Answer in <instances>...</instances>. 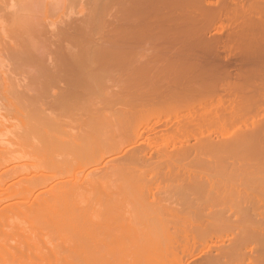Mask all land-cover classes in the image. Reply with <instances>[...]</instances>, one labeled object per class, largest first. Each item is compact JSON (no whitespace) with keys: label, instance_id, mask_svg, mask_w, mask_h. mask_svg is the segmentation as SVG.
Listing matches in <instances>:
<instances>
[{"label":"bare ground","instance_id":"1","mask_svg":"<svg viewBox=\"0 0 264 264\" xmlns=\"http://www.w3.org/2000/svg\"><path fill=\"white\" fill-rule=\"evenodd\" d=\"M116 2L120 6L113 15L114 39L123 43V49L120 46L110 52V75H122L114 94L138 99L110 100V111L114 113L124 103L123 112L114 124L119 133L108 143L101 142L86 152L81 150L78 135H73L74 148L69 144L71 149L64 147L66 151L73 150L69 152L72 161L61 164L63 169L57 162L53 165L59 166L54 168L56 172L50 163L51 167L43 164L50 168L46 167L47 172H55L46 175L41 164L40 169L38 166L35 169L37 175L34 171L35 176L23 178L31 187L28 192L42 188L36 191V196L0 195V203L13 201L0 212L7 206L28 205L35 213L30 218L39 224L37 230L49 237V245L53 244L51 235L60 237L54 236L60 240L58 246L57 243L44 248L37 246L39 239L33 230L25 240L32 246L25 249L21 245L18 249L0 246V256L11 257L10 264H192L200 257H204L202 261L193 263L212 264L210 251L222 246L199 242L196 237L199 225L196 227L190 221L191 215H180L174 209L179 206L178 200L161 193L164 189L161 183L172 176L182 183L180 190L186 193L183 200L186 195L191 197L185 200L188 205L204 204H195L197 209L245 204V209L236 213L242 219L233 223L227 220L226 207L213 212L226 225L254 226L241 228L234 238L239 240L235 247L245 246L244 239L256 234L264 242L261 227L264 218L261 214L256 216L253 210V216L249 215L248 209L264 205V0H112L113 4ZM140 44L160 49L138 50ZM61 58L64 63L49 69L47 78L54 83L51 88L57 93L48 90V95L61 99L58 104L61 111L69 113L77 109L84 120L87 116L83 115L86 112L83 105L88 101L84 95L90 96L86 90L94 81L81 83L84 73L73 53H64ZM192 155L200 162L196 163L198 171L188 173L185 165L178 164ZM153 157L158 158L154 163ZM112 163L128 170L134 164L145 166L141 173H135L130 185L146 207L162 209L155 214L170 225L163 233V241L139 233L135 227L111 230L107 232L110 236L103 230L98 234L97 228L88 225L87 218L92 214L79 222L82 214L68 210L70 206L62 196L97 185L102 169ZM41 168L45 174H41L44 173ZM148 171L154 174L150 179L145 177ZM63 201L68 204L66 210L64 205L56 214L45 213ZM108 214L113 217L115 213ZM211 219L209 213L206 222ZM216 231L219 228L208 231L210 240ZM103 236L107 238L104 240ZM260 246L264 247V243ZM24 253L26 258L18 261V256ZM255 260L264 264L261 254Z\"/></svg>","mask_w":264,"mask_h":264},{"label":"rangeland","instance_id":"2","mask_svg":"<svg viewBox=\"0 0 264 264\" xmlns=\"http://www.w3.org/2000/svg\"><path fill=\"white\" fill-rule=\"evenodd\" d=\"M119 6V2L113 4L112 0H0V195L36 196L38 194L36 191L40 192L42 188L28 192L31 187L28 188L29 185L23 178L35 176L38 165L48 164V167L52 165L53 169H58L59 166L53 167L56 162L59 165H66L63 163L72 161L69 154L73 150H66L74 148L76 140L72 138L73 135H78L77 140L81 150L88 152L101 145V142L108 143L111 137L119 133L114 124L119 113L123 112V103L138 99V97L114 94L115 85L122 81V75H110V62H112L110 52L114 51L113 48L123 49V43L119 39H114L116 33L113 15L116 14ZM137 49L152 52L160 48L150 44H140ZM64 53H73V57L78 61L80 71L84 73L83 78H85L81 83L94 81L90 89L86 90L91 93L90 96L84 95L88 100L83 105L86 111L83 115L87 116L84 120L80 119L77 109L69 113L65 110L62 112L60 110L62 108L58 105L61 99L48 95V90L57 93L51 88L54 83L47 80L49 69H55L64 63L61 58ZM116 98L124 102L117 106L118 112L114 113L110 111V100ZM204 157L208 158V156ZM153 158L154 160L149 162L154 163L158 160ZM197 162H200V159L196 160L192 155L180 160L178 165H185L188 173L196 172ZM203 162L207 161L203 159ZM112 164L102 169L100 174L103 175H100V181L97 179L99 181L97 185L84 187L78 194L65 193L62 197L71 207L68 206L67 209L82 214L78 219L82 221L79 222H84L87 215H95V217L91 215L87 220L91 228L99 230L98 234L101 230L109 233L111 230L116 232L118 229L121 231L135 227L139 233L150 234L163 241V233L170 225L166 223L165 218H161L160 214H155L161 213L162 209L146 207L139 193L130 185V181L132 182L136 176L135 173H141L145 166L134 164L128 170L117 167L118 164ZM47 166H44L46 172ZM38 168L40 169V166ZM44 169H42L44 173L39 170L38 173L45 174ZM55 172L49 173L55 174ZM145 175L147 179L154 176L150 171ZM19 180L21 182L16 183ZM167 181V184L160 185L164 188L162 195L172 197L174 201L178 200L179 206L174 209L180 215H191L190 221L194 222L196 227L199 225L196 234L198 241L202 243L208 241L209 245H214L216 242L218 246L223 247L210 251L212 264H239L247 260H253L257 264L259 258L257 261L255 259L260 254L264 259V247L260 246L264 242L259 240L262 236L258 234L244 239L245 246L235 247L239 240L234 238L240 234L242 227L244 226L245 229L246 225L247 228L254 226L226 225L222 218L213 216L214 211L226 207L224 210L228 211L227 220L233 223L240 218L239 215L237 216L239 213L237 210L245 209L244 203L236 202L233 206L217 205L207 208L202 206L197 209L194 207L195 204H204L196 202L188 205L185 200L191 197L186 195L183 200V195L186 193L180 190L179 184L182 183L178 178L172 176ZM11 202L13 201L7 200L0 203V210ZM63 202H57L55 206L60 207L54 206L45 213L56 214L64 208V205L66 210L68 204ZM250 207L248 206L250 212L253 210L256 216L261 214L264 218V205L254 209ZM111 212L115 213L113 217L108 214ZM252 212L249 215L253 216ZM209 213L210 218L213 219L206 222ZM34 214L28 205L23 208L7 206L3 213L0 212L2 217L0 246L4 245L7 248L17 246V249L19 245L23 249L32 246L25 240L29 239L28 232L33 230L37 231V240L39 239L37 246L41 245L44 248L56 246L60 240L54 237L55 234L51 235L53 244L49 245L47 242L49 237L47 239L46 233L38 231L39 224L30 218ZM111 218H114L113 221L110 220ZM261 227L264 228V224H261ZM212 228H219V231H216L212 235L213 240H210L208 231ZM42 230L46 232L44 228ZM108 233L107 235L110 236ZM102 235L107 236L104 233ZM107 240H110V237ZM100 241L103 240L98 242ZM25 254L18 256L17 260L25 259ZM203 258H196L193 261L198 263ZM10 263H12L11 257L0 256V264Z\"/></svg>","mask_w":264,"mask_h":264}]
</instances>
